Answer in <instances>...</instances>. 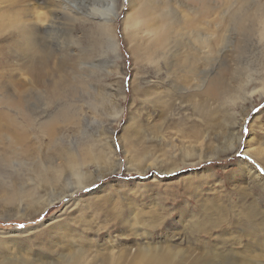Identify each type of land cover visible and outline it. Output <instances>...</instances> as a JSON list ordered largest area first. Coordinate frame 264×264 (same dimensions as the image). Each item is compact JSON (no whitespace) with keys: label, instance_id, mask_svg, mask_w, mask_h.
<instances>
[{"label":"rangeland","instance_id":"rangeland-1","mask_svg":"<svg viewBox=\"0 0 264 264\" xmlns=\"http://www.w3.org/2000/svg\"><path fill=\"white\" fill-rule=\"evenodd\" d=\"M162 1L154 15L165 14L179 26L157 52L153 27L127 23L137 0H72L75 10L63 4L61 17L47 0H0L2 263L25 257L28 264H61L75 256L108 264L111 252L159 244L182 253L177 257L183 264L198 253H206L200 264H264L261 26L251 17L233 26L230 15L238 4L217 0L216 25L186 31L180 26L192 11L191 0ZM112 2L118 8L116 53L93 23L110 17ZM74 11L80 16L71 21ZM12 20L32 26L31 42L25 44ZM210 33L218 38L207 55L201 47L203 34ZM182 64L193 70L190 76ZM226 68L229 93L208 99L213 114L205 118L195 104L202 99L188 93ZM61 78L66 90L51 95ZM11 101L21 102L34 119L22 135L3 117L7 112L22 120ZM63 102L76 110V119L40 129ZM87 147L92 157L74 168L87 184L78 187L66 158H80ZM59 169L57 178L37 183L39 172L52 177ZM249 170L258 174L254 182ZM9 193L16 195L13 202ZM59 196L34 213L39 199ZM136 216L155 222L130 225Z\"/></svg>","mask_w":264,"mask_h":264},{"label":"bare ground","instance_id":"bare-ground-1","mask_svg":"<svg viewBox=\"0 0 264 264\" xmlns=\"http://www.w3.org/2000/svg\"><path fill=\"white\" fill-rule=\"evenodd\" d=\"M67 1L66 0H47L46 3L51 4L55 8V9L51 8V10L53 9L55 12L57 11V15H55L56 13L54 14V12H52V13L54 14L55 17L56 16L58 17L61 15L60 10H61V6L63 4H67L68 7L70 8V10H75L73 5L69 3L72 0H67ZM137 1L139 2L138 7L136 8L135 12H133V14H131V17L128 18L127 23H131V25H138L139 24V26L148 25V26L153 27L154 34H153V40H152L151 45H152V48L154 50L158 49L157 52H159L160 46H162L166 41L171 39L172 34L178 28L179 25L174 26L173 23H169L168 19L166 18L167 16L165 14L154 15L157 4L158 5L163 4V3H165V1L158 0V3L153 2L152 0H137ZM74 2H76V0H74ZM191 2L193 3L192 4V11L188 12L189 15H187L185 17V20H183V24L180 26L183 30L185 29L187 31V28L196 27V26H199L200 24L202 25L203 23L205 25H207L208 27H210V24H213V23H214V25H216V22H214V20L216 19L215 12L217 11V6H218L217 0H191ZM229 3H230V5H233L234 3L236 5L238 4L237 10L230 15V21L233 24V26L241 25V24H243V22L245 20H247V18L251 17L253 22L258 24L259 27L261 26L260 31H262V33L264 34V0H235V1L229 0ZM73 4L75 5L76 3H73ZM67 5H65V6L67 7ZM63 10L66 11V9H63ZM66 12H64V13L68 14L70 11L67 13ZM52 13H51L50 17L53 16ZM62 13H63V11H62ZM72 14H73V11H72ZM80 14H82V13H80ZM106 14H108L110 17L109 18L101 17V18H98L97 20L96 19H94V20L92 19V20L95 21L93 23L97 24L99 29L101 30L100 31L101 32L100 34H102L101 36H104V39L109 42V45L111 47L112 52L116 53L117 44H116V35H115L113 23L115 21V18L118 15V8L114 2H112V6L110 5V8L107 10ZM76 16H80L79 13L77 14L75 12V16L72 15V18H70V20L71 19L74 20ZM38 17H40V16L38 15ZM43 17H44V15H43ZM55 17H54V19H57ZM35 19H40V18L35 17ZM87 20H89V19H87ZM40 21L41 20H38L35 22H40ZM48 21H50V20H48ZM84 21H86V19ZM53 22L55 23V21H53ZM50 23L52 24V22H50ZM58 23H59V21H58ZM156 23H158V24H156ZM11 24H14L16 26L17 31L19 33V36L22 38V40H24L25 44L31 42L30 39H31L33 32H34V30L32 28H30L32 26L28 27L27 25H24V24H22L18 21H15V20H12ZM60 24H62L61 20H60ZM54 25L58 27V24L55 23ZM203 29H204V27H203ZM68 33H69V31H68ZM203 35H205L204 36L205 38L202 42L201 48H206V51L203 50L204 51L203 53H206V54L208 53L207 55H209L211 50H213V45L215 44L214 42H216L215 38H218V37H215V35H214V38H211L213 33L203 34ZM199 39H201V38H199ZM198 41H201V40H198ZM155 52L156 51H154V53ZM160 52L162 53L161 50H160ZM176 58H177V56H176ZM188 60H186L185 63H187ZM65 64H66V62H64L62 60L61 65L58 68L63 69ZM169 64H170V61H169ZM169 64H168V66H169ZM187 65L188 64H182V66L184 67V68L182 67V70L184 69L183 72L186 73L185 75L190 76L193 73V70H190V68H189L190 63H189V66H187ZM173 66H175V62H174ZM187 68H188V71H186ZM226 70H227V68L224 70L221 69V72L219 70L220 73H218L217 75L213 74L214 76L213 75H212V77L209 76L211 78H209L208 80H205L207 82L198 92L188 93V95L190 97H194L195 95H197V97H199V99H202L200 101H196L195 104H196V107H197L199 113H201V115L205 118L211 117L213 114V110L208 105V99H224L227 96V94L229 93L228 92L229 88H228V86H226V84L228 82L225 81L224 75H223V71H226ZM199 83L200 82H198V84ZM195 84L196 83L194 82L193 86ZM198 84H196V85H198ZM64 85H65L64 79H62V78L59 79L51 87L50 94L55 95V96L61 95L62 92L66 90V87ZM193 88L194 87H192V89ZM196 89H197V87H196ZM262 89L264 90V87ZM184 90H186V89L184 88ZM260 92H262V91L260 90ZM233 97H235V96H232V95L230 96L231 99H233ZM9 105H10V107H12L15 110L16 114L18 112V114L21 115L22 120H20V121L16 120L14 115H11L7 112H5L3 117H4L5 121H7L9 123L8 125L12 126L13 129H15L16 131H19L20 135H22L23 132H25V130H27L28 127L31 126L34 119L32 118V115L29 114V112L26 111L24 109V107L21 106V102L11 101L9 103ZM71 106L72 105H70L68 102L61 103L57 109L52 111V113L49 115V118H47V120L39 123L40 129L50 131L60 121L70 122L72 119H76L75 118L76 110L75 109L73 110L71 108ZM7 108H9V106ZM9 137H11V136H9ZM51 138L54 141H56V138H54L53 134H51ZM91 148L92 147H87V148L82 149L80 152L81 153L80 158H78V155H79L78 153H70V155L68 154L69 157L66 158V162H67V164H69V167H70L69 169L72 170V173L76 178L75 182H76L78 187H81L87 183L85 182V179L83 178V174H81V171H75L74 168L76 167V165L79 166V164L81 162L88 160L89 158L92 157L93 151ZM199 158H201V157H199ZM1 161L3 163L6 162L5 159H2ZM52 169H55V168L53 167ZM58 175L60 176V169L56 170L52 177L48 176L46 174V172L41 171V172H39V174L37 176V178H38L37 183L40 184L39 181L40 182H50L51 180H53L52 178L55 179L58 177ZM248 178L251 179L252 182H254V180L258 179V174H255L254 171L249 170L248 171ZM256 184H257V182H256ZM14 192L17 194L19 193L16 191H14ZM15 196H16L15 194L9 193L7 195V200L10 202H13L15 200ZM62 197L63 196L53 197V198H50L48 200L45 199L43 202H40L39 201L40 199L37 201L36 199L31 198V201L35 200V201L39 202L37 204V207L35 205L36 208H35L34 213L35 212L41 213L42 211L47 209L49 206L54 204L56 200L61 199ZM98 197L100 198V200H102L101 198H104V197H101L100 195ZM136 221H138V222L142 221V223H144L143 224L144 226H147V224H150L151 222L152 223L155 222L152 217L140 218L139 216L138 217L136 216V217H134L133 223H131L130 225L135 224ZM116 222H120V221L117 220ZM153 225H155V224H153ZM150 226H152V225H150ZM181 254L182 253H180L179 251H174V250H171L170 248H160L159 244L150 245L147 247H140L137 249L136 248L134 249L133 246H127V251L119 252V254L111 252L110 256H109L110 258L108 260L109 261L108 264H183L182 260L177 257L178 255H181ZM209 254L211 255V254H215V253L210 251ZM205 257H206V253L205 254H201V253L195 254V256L192 258V260L188 264H200L204 260ZM125 259L126 260L128 259L127 263L124 262ZM206 260H207V258H206ZM2 262L3 261H0V264H28L27 259L25 257L11 258V259L7 260L5 263H2ZM61 264H88V263L84 262V261H79L78 257L73 256V257L66 259V261L62 262ZM230 264H233V263H230Z\"/></svg>","mask_w":264,"mask_h":264},{"label":"snow or ice","instance_id":"snow-or-ice-1","mask_svg":"<svg viewBox=\"0 0 264 264\" xmlns=\"http://www.w3.org/2000/svg\"><path fill=\"white\" fill-rule=\"evenodd\" d=\"M22 227V226H21Z\"/></svg>","mask_w":264,"mask_h":264}]
</instances>
